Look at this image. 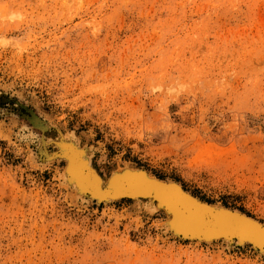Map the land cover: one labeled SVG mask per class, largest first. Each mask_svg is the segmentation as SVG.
<instances>
[{"label":"rangeland","instance_id":"obj_1","mask_svg":"<svg viewBox=\"0 0 264 264\" xmlns=\"http://www.w3.org/2000/svg\"><path fill=\"white\" fill-rule=\"evenodd\" d=\"M68 144L264 225V0H0V264H264L74 188Z\"/></svg>","mask_w":264,"mask_h":264},{"label":"water","instance_id":"obj_2","mask_svg":"<svg viewBox=\"0 0 264 264\" xmlns=\"http://www.w3.org/2000/svg\"><path fill=\"white\" fill-rule=\"evenodd\" d=\"M75 159L80 160L77 154H75ZM82 163L85 166L82 168V172L89 174V180L80 185L77 179V183L83 191L97 201L152 199L160 204V200H162L165 204L170 205L171 212L165 207L166 205L160 204L162 206L160 207L167 208V211L174 215L173 220L169 222L171 233L180 239L231 240L233 243L243 240V242L254 247L256 245L264 247V225L238 211L220 207L217 210L215 206L203 203L186 193L179 185L159 181L140 171H129L123 175L114 176L108 186H104L102 179L90 168L87 162ZM97 182L109 190H98L96 188ZM176 190L180 191L182 195L180 199L175 196ZM176 200L191 206L192 211L199 214V219H195L194 222L187 225L180 222L178 224L177 217L187 215L189 212L172 208V204ZM218 213L222 215H218Z\"/></svg>","mask_w":264,"mask_h":264},{"label":"bare ground","instance_id":"obj_3","mask_svg":"<svg viewBox=\"0 0 264 264\" xmlns=\"http://www.w3.org/2000/svg\"><path fill=\"white\" fill-rule=\"evenodd\" d=\"M32 122L35 124V125H37V124H39V122H38V120L33 116L32 117ZM52 127H53V125H52ZM42 131V130H41ZM43 133V132H42ZM62 135V134H61ZM66 136V135H65ZM62 137V136H61ZM60 137V138H61ZM62 138H64V136L62 137ZM66 138H68V136L66 137ZM69 139V142H70V139L71 138H68ZM43 140V139H42ZM65 140V139H64ZM63 140V141H64ZM65 141H67V140H65ZM61 142H62V140H61ZM68 142V141H67ZM65 143V142H64ZM63 142H62V145H63V148L65 147ZM47 144V143H46ZM67 145V144H66ZM68 145H70V144H68ZM72 145V144H71ZM70 145V148L69 149H67V146H66V149H65V152H66V154H65V156L66 157H68V159L70 158V161H71V163L70 164H72V171H70V166H69V168L68 167H66V168H68L67 169V171L69 170L71 173L69 174V176H70V185L71 186H73L74 188H78L79 189V186L77 185V179H78V183L81 185V184H85V183H87L88 182V180H89V177H88V175L89 174H86L85 172H82V168H84L85 166H84V163H82V162H85L86 161V159L84 158V154H80V152H78V150H76L75 148H73V146H71ZM40 146V145H39ZM58 146V145H57ZM59 146H60V142H59ZM75 146V145H74ZM60 147H62V146H60ZM59 147V148H60ZM71 147L73 148V149H71ZM77 147V146H76ZM84 148V147H83ZM89 149V148H88ZM87 149V150H88ZM61 150H63L62 148L60 149V151ZM45 151V150H44ZM83 151V150H82ZM81 151V152H82ZM40 152V151H39ZM85 152V151H84ZM84 152H82V153H84ZM45 153V152H44ZM63 153V152H62ZM62 153H60V154H62ZM87 153V152H86ZM75 154H77L78 156H79V158H80V160H78L77 161V159H75ZM63 157V156H62ZM54 159V158H53ZM67 159V158H66ZM34 160V159H33ZM35 161V160H34ZM49 161V160H48ZM86 162H88V160L86 161ZM89 165H90V162L88 163ZM135 171V170H134ZM66 172V171H65ZM119 172H121V171H119ZM67 173V172H66ZM115 173H117V172H115ZM117 176V175H116ZM67 177V176H66ZM114 177V175L111 177V178H113ZM68 179V178H67ZM69 179H68V181H69ZM67 180H65V182H66ZM87 181V182H86ZM110 181V180H109ZM163 181V180H162ZM68 183V182H67ZM177 184V183H176ZM63 185V184H62ZM67 185V184H66ZM69 184H68V186H70ZM96 188L98 189V190H100V191H102V190H109V189H107V188H104L102 185H101V183L99 182V184H98V182L96 183ZM102 189V190H101ZM176 193H175V196L176 197H178L179 199H180V197L182 196L181 195V193H180V191H178V190H176L175 191ZM78 193V192H77ZM79 194H80V192H79ZM81 195V194H80ZM80 197V196H79ZM161 198H163L162 196H161ZM184 200V199H183ZM91 201V200H90ZM137 201V200H136ZM185 201H187V200H185ZM107 202H109V203H111L112 201H106V203ZM140 202V201H139ZM152 203V202H151ZM204 203V202H203ZM99 204V203H98ZM160 204L163 206H165V207H167L168 209H170V205H168V204H165V202H163L162 200H160ZM160 204H158V206H159V208H161L162 206L160 205ZM152 206H153V204H152ZM161 206V207H160ZM172 208H175V209H177V210H179V211H184V212H189L187 215H179L178 217H177V223L178 222H180V223H184L185 225H187V224H191L192 222H194V220L195 219H199V214L198 213H195L194 211H192V208H191V206H187L185 203H181V202H179V200H176L175 202H173V204H172ZM164 207V209L167 211V208H165ZM215 208H217V210L219 209L218 208V206L217 207H215ZM229 209V208H228ZM170 212H171V209H170ZM169 211H167V213L169 214V216H170V218L168 219L169 221H171V220H173V214H171ZM218 215H222L221 213H218ZM247 217H248V215H246ZM187 217V218H186ZM250 217V216H249ZM251 218V217H250ZM253 219V218H252ZM256 221V220H255ZM166 223H169V222H166ZM179 224V223H178ZM168 227H169V224H168ZM170 228V227H169ZM175 238V237H174ZM190 240H193V239H190ZM189 240V241H190ZM198 241H205V242H212L213 240H210V239H203V238H198ZM216 241H223V243H224V241L225 242H228V243H233V241H231V240H216ZM204 243V242H203ZM221 243V242H220ZM208 244V243H207ZM236 244H239V245H241V246H245V245H249V243H245V242H243V240H241V241H239V242H236ZM246 247H248V246H246ZM255 247H257V248H260V249H262L263 251H264V247H262V246H258V245H256ZM261 255V254H260Z\"/></svg>","mask_w":264,"mask_h":264}]
</instances>
